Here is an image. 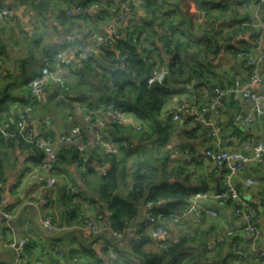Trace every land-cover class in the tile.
I'll list each match as a JSON object with an SVG mask.
<instances>
[{
	"label": "crops",
	"instance_id": "1",
	"mask_svg": "<svg viewBox=\"0 0 264 264\" xmlns=\"http://www.w3.org/2000/svg\"><path fill=\"white\" fill-rule=\"evenodd\" d=\"M243 1L247 0H205L208 2V8L215 7L209 21L211 19L217 21L218 28L214 32L218 34V39L222 43L214 48L212 44L208 46L209 43L203 40L200 46L192 47L186 52L182 51V58L189 65L199 70L201 67L198 64H202L203 68L209 69L205 73L208 78H203V82L197 79L188 82L183 79L169 81L166 85L169 94L160 108L163 126H168L163 136L156 134L147 139L135 133L132 124L138 120L143 121L132 113L126 128L119 132L112 129L117 138H127L130 143L127 152L123 150L116 157L118 160L128 154L125 157L126 185L121 188L123 195L127 193L131 184L133 160L139 151L150 157L151 162L156 165L161 164V167L170 165L173 169L177 168L175 173L169 174L170 182H187L190 185H199L202 181L206 183L207 195L198 200V205L202 209L214 210L216 215H205L202 223L197 222L192 215L186 216L184 221L189 230L187 235L189 238L185 241L181 253H187V257L182 255L186 258L194 257V262L189 264H228L229 260L234 258L235 250L243 253V255H236L239 264H256L258 261L256 248L240 232L233 218L231 201H221L213 197V194L217 193V185L223 188L224 170L214 165L212 160L204 155V150L215 144L227 148L233 155V159L241 155L252 156L257 144L264 146V116L254 119L247 129H243L239 118L247 113L248 106L227 96L220 109L208 113V119L218 127V134L215 137L210 135V126L207 123L196 121L190 124L192 114L187 110L180 109L179 118L177 120L172 118L173 113L184 103L196 108H207L214 87L228 88L236 77H240L243 81L247 80L245 59L239 57L236 52L253 47L258 30L253 27L237 29V23L252 17V10L240 8ZM76 2L77 0H50L41 5H34L32 13H29L23 9L20 0H0V7L9 11L3 20L0 19L2 56L0 116H5L7 110L15 114L29 104V94L25 83L28 78L38 73L39 57L42 51L63 48L66 45H79L83 41L91 40L97 33H108L107 25L110 24V16L104 14L103 17H99V13L104 11L103 8L106 5L118 4V0H92L99 7L85 13L74 11ZM220 2L222 5L229 4L225 11H217L220 9L216 8L217 3ZM168 3L176 8L175 18L172 19L173 24L177 23V27L183 28L184 26L180 23L185 16L188 20L185 26H189L191 34L194 37L203 38L208 18L206 13L205 19L202 15V12H205L202 5L204 1L168 0ZM68 10L71 13H68ZM234 10L236 13H232ZM148 19L151 23L152 19L144 9L136 7L129 15L128 21L138 24L141 20ZM159 27V22L152 25L154 32H160ZM234 28H236L235 31ZM151 38L157 44L158 36L151 35ZM118 39H126L124 27ZM262 46L264 49V39ZM113 47L105 48L114 53L115 59L117 52ZM102 49H96L91 62L92 67H87L79 59H74L73 64L64 71V87L50 84L45 89L41 102L29 114L28 119L39 117L45 119L43 125L34 124L38 134L56 138L76 124L81 127L90 150L96 148L94 132L87 128L83 116L87 110L102 108L107 101L100 86V75L94 72L96 64L99 62L110 64L113 59L106 57L103 60ZM210 52L215 54L213 59L209 58ZM98 58L100 61L97 60ZM160 62L166 67V61ZM259 74L260 81L252 84L251 87L264 92V61L259 64ZM130 149L133 150L131 153ZM39 160L40 158L32 160L29 154L20 148L16 136L10 137L7 141L0 137V179L4 182L0 190V198L3 199L2 207L13 216L11 221L13 230L0 221V264H14L16 248L9 244L25 236L29 237L28 258L35 264L54 263V256L50 252L43 254V250L45 247H52L51 245L55 242L62 245L69 259L68 264H110L108 253L100 248V243L104 241L101 235L112 237L107 216L109 212L95 191L103 176L97 171L84 176L71 161L70 155L58 169L67 175L68 180L80 192L79 206L84 214L94 213L96 204L102 208L104 215L102 231L94 235L88 230L78 228V216L73 218L67 214L61 188L56 193L55 199L45 208L42 199L47 197L46 189L41 188L35 178H24L26 167L36 166ZM163 160L164 163H162ZM104 162L109 169L112 163L111 157L106 158ZM246 177L253 178L255 183L245 185L243 180ZM231 182L256 208V218L261 231L257 246L264 249V164L248 163L242 172L231 176ZM144 213L145 209L142 207V217ZM41 215L51 217L52 223L46 227L41 226L39 222ZM131 224L133 225V222ZM217 234L223 235L224 240L215 242L213 248L208 249L209 242ZM133 237L128 230L117 242L119 250H129ZM234 237L236 238L235 247L232 246ZM146 247L150 250L152 242ZM125 261L129 264H137L138 259L133 257L128 259L124 254H120L115 263L126 264Z\"/></svg>",
	"mask_w": 264,
	"mask_h": 264
},
{
	"label": "built area",
	"instance_id": "2",
	"mask_svg": "<svg viewBox=\"0 0 264 264\" xmlns=\"http://www.w3.org/2000/svg\"><path fill=\"white\" fill-rule=\"evenodd\" d=\"M44 0H20V4L23 9L29 13H32L34 5ZM155 3L163 7V11H171L169 22H172V17L175 16L174 9L168 0H155ZM99 5L96 2H89L85 6L76 5L74 7L75 12H89L95 10ZM136 7H141L146 12L145 0H118L116 5L104 6L102 12L99 13V17H103L104 14L110 16V24L107 25L108 33H97L93 35L91 40L83 41L79 45H66L63 48H57L54 50L45 49L39 57V70L38 73L26 80L25 87L29 94V104L23 109H20L17 113L10 114L0 120V137L2 140L7 141L10 137L16 136L18 138V144L20 148L29 154V157L34 160L40 158L39 163L34 166L30 165L26 167L24 178H35L41 188L46 189L48 192L47 197L42 199L45 208L50 205L52 200L55 199L56 193L59 189L65 190V194L70 197L71 203L78 206V228L88 230L94 235L99 234L102 231V224L104 215L100 212V205L96 204V210L94 213L84 214L83 210L79 206V194L76 186L68 180L65 173L58 170L56 167L59 161L58 151L64 147L67 149H74L78 154V160L74 162V165L83 174L89 170L99 172L100 175L105 176L107 173V167L104 162V157L108 155H120L123 150L129 147V142L122 140L119 142L113 141L107 138V133L114 126L120 128H126L130 123L131 113L125 111L121 106L111 100H107L102 108L95 110H87L83 116V120L90 131L94 132V144L96 152L99 155V160L91 159V151L88 141L84 137V134L79 125H73L71 128L56 138L43 136L38 134L34 128V124H44V118L29 119V114L35 110L38 104L41 102L42 95L45 89L50 84H56L59 87L65 86V80L63 77L64 71L67 67H70L74 59L87 60L96 49L113 47L117 43L121 29L126 25L128 27L134 25L133 21H128L129 15L134 11ZM242 9L252 10V17L246 21L238 23L237 27L241 30L247 29V27H253L258 30L256 41L253 47H249L247 50H240L237 55L245 59V63L248 71V78L243 81L240 77H236L233 84L228 88L215 87L210 94V102L207 108H196L188 103L181 104L178 110L172 115L173 120L179 118L180 109L187 110L192 114V120L190 124H194L196 121L205 122L210 126V135L215 137L218 134V127L213 124L212 120L208 119L209 112H216L224 105V100L227 96H230L235 101L243 102L248 106L247 113L240 119V125L243 129H247L252 121L256 118L264 116V92L252 89L251 85L260 81L259 64L264 61V49L262 41L264 39V0H247L240 4ZM68 13H71L69 10ZM9 11L0 7V19L3 20ZM174 16H173V15ZM205 15V12H202ZM205 19V16L203 17ZM161 24V23H160ZM210 28L214 31L218 28L216 20L210 21ZM159 31L165 36L171 35V29L168 27V23H164L159 27ZM148 32L146 30L139 33L140 48L144 50H152L149 41L146 39ZM218 39V38H217ZM221 40L218 39L216 43L213 41V47L221 45ZM152 50L148 58L152 61V68L147 76V83H159L162 84L166 78L167 71L160 62V56L168 58L166 48L162 52ZM214 53L210 52L209 58L213 59ZM124 54L119 55L118 63L115 64V68H124ZM2 64L1 46H0V66ZM134 76L135 72L131 73ZM144 128V124L141 121H137L132 124V129L135 132H140ZM204 155L209 157L213 164L221 167L224 170L223 174V188L221 192L213 194V197L221 201L230 200L232 203V215L237 223L240 232L247 237L251 244L256 248V254L258 261L256 264H264V249H260L257 243L261 236L260 227L256 218V208L249 203L240 193L239 189L231 182V176L233 174L242 172L246 165L253 162L256 165L264 164V146L257 144L254 147V153L252 156L241 155L237 159H233V155L227 148L220 147L219 145H213L205 148ZM165 172H169L170 165L165 166ZM245 185H252L255 180L251 177H246L243 180ZM4 186V182L0 179V190ZM207 194L201 191H196L188 196L186 203L182 209L177 212H159L154 208L157 204H163L164 201L154 203L150 200L145 201L142 207L145 209V213L141 219L132 221L133 225L128 224L127 228L119 232H112V238L117 242L122 239L125 233L130 230L134 238H136V232L140 226H144L149 231V235L152 238V248L150 251H162L167 249L171 244L179 241L180 237L186 234L189 230L186 226V216L192 215L197 222L202 223L205 215H216V212L212 209H202L198 205V200L205 197ZM3 199L0 198V221L8 226L11 230V221L13 216L9 211L2 207ZM108 213L107 216H109ZM41 226H49L52 223L51 217L42 216L39 218ZM232 233V232H231ZM231 233H228L229 235ZM222 240L221 235L213 236L208 244V249H212L215 242ZM29 241V237L25 236L19 238L16 242H12L9 245L15 246L16 254L14 258V264H35L34 261L29 260L25 247ZM118 245V244H117ZM50 248H44L43 254L50 252L55 261L53 264H68L64 249L61 244L55 242ZM235 247V243L232 244ZM100 248L106 250L110 264H113L118 258V253L115 247L108 244L105 241L100 243ZM234 258L229 260L228 264H239V259L236 255H243L239 250H235Z\"/></svg>",
	"mask_w": 264,
	"mask_h": 264
},
{
	"label": "trees",
	"instance_id": "3",
	"mask_svg": "<svg viewBox=\"0 0 264 264\" xmlns=\"http://www.w3.org/2000/svg\"><path fill=\"white\" fill-rule=\"evenodd\" d=\"M49 1L50 0H44L36 3L35 5H41ZM145 1L147 9L146 13L150 19H152L153 23H150L148 19L141 20L138 24L130 26V28L128 27L129 25H126L124 27V29H126V39H117V43L113 47L117 52V58H113L114 53H112V51L108 50L107 48H103L101 50L102 53L104 52V57L102 59L105 60L106 57L113 59L110 64L97 62L98 64H96L94 72L95 74L100 75V86L102 87L101 89L104 92L106 100L114 101L125 111L130 112L136 117L140 118L143 121L142 123L144 124V128L142 131L135 133L149 139L156 134L163 136L168 128V126H163L164 121L160 119V108L169 94L168 87L166 86L169 84V81L171 79L174 81L183 79L187 82L191 81L192 79L202 81L203 78L206 77L205 73L209 71L208 68H203L202 64H198L201 67L199 70L195 69L194 66L189 65L182 58V51L186 52L189 49H192V47H198L199 42L202 44L203 40H206V42L209 43L208 46H210V44L213 46V41L216 43L219 36L214 32L213 28H210V21L213 19L209 21V18L213 16L215 7L212 9L211 7L208 8V2H205V0H203L204 3H202V5L204 7L203 10L205 11L208 18L204 27L205 30L203 38L194 37L191 34L192 31L188 29L189 26H185L187 25L188 21L185 19V16H183L182 23H180L184 27L179 28L177 27V23L173 24L174 21L171 23L168 20L171 11H163V7L156 4L155 0ZM89 2H92V0H77L76 3L77 5L85 6ZM217 6L218 7L216 8H220L217 10L219 12V10L225 11L229 4L222 5L220 2L219 4L217 3ZM173 9L175 14L176 8L173 7ZM232 13H236V11L234 10ZM173 18H175V16L172 17V19ZM155 22L161 23L160 26L165 22L168 23V27L171 29V35L167 37L162 32H154L152 25ZM235 29L236 28H234V31ZM144 30L148 32L146 39L149 41L152 50H155V52L157 51V54L160 55L162 50L166 48L169 55L168 58H163L160 56V61H166V66L168 68L166 78L162 84L147 83V76L153 65L152 61H150L148 58L152 50H144L139 46V33ZM151 35L158 36L157 44L154 39L151 38ZM158 45L160 46L158 47ZM239 51L240 50H237L236 54ZM122 54L125 56L124 68L117 69L115 68V64L118 63V57ZM93 57L94 53L87 60H81V62L87 67H92L91 62L94 59ZM97 60L100 61L99 58ZM190 68L192 70H190ZM132 72H135L134 76H132ZM211 75L213 76V74ZM207 78L208 77H206V79ZM10 114L13 113L7 110L5 112V116H0V120ZM112 129L119 132L124 128L114 126ZM112 129H110L107 133L108 139L116 142L122 140L129 142L127 138H117L114 135ZM131 149L130 153L133 151ZM126 150L124 151L127 152ZM90 151L91 159H100L96 152V148H93ZM69 155L73 163L78 160V154L74 149L62 147L58 151L59 161L56 165L58 169L61 168L62 163L68 159ZM126 156H128V154H126L124 158H120L118 160L116 159V155H108L104 157V160L108 157H111L112 163L110 168L107 169L106 175L102 177V180L95 190L99 200L102 201L110 213L108 218L111 232L122 231L123 229L127 228L128 224H130L132 221L141 219L142 204L145 201L150 200L154 203L164 201L163 204H157L154 209L156 211L165 213L177 212L182 209L189 195L196 191H201L204 193L207 192V186L204 181H202L199 185H190L189 183L187 184V182L181 183L168 181L169 174L175 173L177 168H171L169 172H165L166 165L161 167V164H154L151 162L150 157L145 156L143 152L139 151L136 153V158L133 160L134 167L131 171V184L128 187L127 193L123 195L121 193V188L126 185ZM159 160H161V158H159ZM164 162L165 161L163 160L162 163ZM92 172H94V170H89L83 175L86 176ZM78 194L80 195L79 191ZM61 195L63 196V199H65L64 206L67 207V214L73 218H76L78 216V206L71 203L70 197L65 194L64 189L61 191ZM100 212L103 213L102 208L100 209ZM188 234L189 232L181 236L178 242L171 244L167 249L159 252L150 251L147 249L146 246L152 241V238L149 235V231L145 229L144 226H140L139 230L136 232L137 237H133V240L130 243V248L127 251L119 250L118 245L112 237H105L101 235V238L103 237L105 242L115 247L118 256L120 254H124V256H126L128 259L129 257L136 258L138 259L137 264H176L175 262L177 259L183 255L181 251L185 245V241L189 238L187 237ZM221 236L222 240L220 242L224 240V236ZM232 242H236L235 237ZM28 244L29 241L25 247L26 254H28L27 249L30 247ZM116 261L117 260H115L113 264ZM125 263L129 264L127 261H125ZM122 264L124 263L122 262Z\"/></svg>",
	"mask_w": 264,
	"mask_h": 264
},
{
	"label": "rangeland",
	"instance_id": "4",
	"mask_svg": "<svg viewBox=\"0 0 264 264\" xmlns=\"http://www.w3.org/2000/svg\"><path fill=\"white\" fill-rule=\"evenodd\" d=\"M201 45V42H199V45L198 46H200ZM197 47V46H196ZM187 253H184L183 254V256L185 255L186 257H187V255H186ZM194 255V254H193ZM183 256H180V258H178L177 259V261L175 262L176 264H183V263H185V264H189V263H193L194 262V257L193 258H186V257H183ZM190 256V255H189Z\"/></svg>",
	"mask_w": 264,
	"mask_h": 264
},
{
	"label": "water",
	"instance_id": "5",
	"mask_svg": "<svg viewBox=\"0 0 264 264\" xmlns=\"http://www.w3.org/2000/svg\"><path fill=\"white\" fill-rule=\"evenodd\" d=\"M165 70L166 71L168 70L167 66L165 67ZM56 95L58 96V93H56ZM216 188H217V193L221 192L222 189L218 185L216 186Z\"/></svg>",
	"mask_w": 264,
	"mask_h": 264
}]
</instances>
